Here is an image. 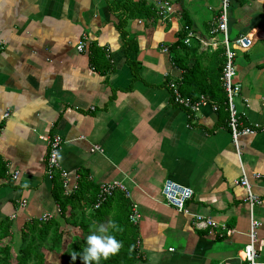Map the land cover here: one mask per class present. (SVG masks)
<instances>
[{"label":"crops","instance_id":"crops-1","mask_svg":"<svg viewBox=\"0 0 264 264\" xmlns=\"http://www.w3.org/2000/svg\"><path fill=\"white\" fill-rule=\"evenodd\" d=\"M114 1L0 0V219L8 216L20 227L47 213L63 223L52 194L59 177L45 175L48 140L56 136L59 166L83 198L94 188L96 198L105 182L126 187L128 194L117 190L111 197L123 194L129 210L134 204L140 213V258L133 264H245L240 256L250 215L261 223L254 247L264 259V0H231L229 10V37L251 39L249 47L234 49L239 122L254 129L237 138V148L223 105L189 112L172 102L168 88L185 70L173 65L171 44L184 25L191 41L210 40L220 0H169L174 12L163 21L137 12L132 3L138 0ZM122 15L138 45L135 78L115 27ZM79 40H86L81 52ZM242 175L259 197L252 207L235 183ZM166 179L192 189L184 211L164 203ZM93 209L83 212L90 229L105 227L109 217L94 220ZM196 214L232 232L195 229Z\"/></svg>","mask_w":264,"mask_h":264},{"label":"trees","instance_id":"trees-1","mask_svg":"<svg viewBox=\"0 0 264 264\" xmlns=\"http://www.w3.org/2000/svg\"><path fill=\"white\" fill-rule=\"evenodd\" d=\"M119 1L128 2L130 0H115L114 2ZM117 5L119 8L122 6L120 3ZM132 6L137 9V12H144L149 16L150 14L156 15L153 4H148L146 0L135 1ZM127 17L125 15L120 16L115 27L123 41L125 61L134 74L133 78H135L139 67L137 62L138 45L136 40L128 36L124 29ZM184 37L185 31L181 29V33L170 46L173 63L185 69L182 80L178 84L179 87L191 99H197L200 94L207 93L221 104L224 99L219 80L224 61L221 47L214 50L206 47L205 50L199 51V41L193 40L189 45H186L183 43ZM209 50L212 53H208ZM189 59L192 61L187 66L186 61ZM205 59L209 64H212L211 67L204 64L203 60ZM3 171V166L0 165V176L3 175ZM58 180L54 179L53 198L59 205V216L63 219V223L70 225V231L72 228L74 229V234L64 251L61 250L63 249V235L69 230L63 227V223L58 218L52 217L47 221L39 219L24 221L14 234L12 233L14 222L5 216L0 219V241L5 237H8V241L0 245V264H46L44 251L60 252L63 260L61 264H84L79 255L73 261L70 253L73 250L82 252L86 245L90 222L84 218L83 212L86 207L93 205L95 188L92 190L91 197L88 198H83L81 187H78L71 194L65 195ZM82 200L85 202L81 203ZM68 205L70 206V214L66 216L65 210ZM93 210L94 212L90 215L94 220L101 221L105 216L109 217L110 226L105 234H112L121 242L120 249L114 254H109L107 259L102 258L100 264H133L137 261L140 258L136 246L137 225L130 222L128 218L129 203L123 194L106 199L98 208ZM16 236L19 239L17 246L13 243Z\"/></svg>","mask_w":264,"mask_h":264},{"label":"built area","instance_id":"built-area-1","mask_svg":"<svg viewBox=\"0 0 264 264\" xmlns=\"http://www.w3.org/2000/svg\"><path fill=\"white\" fill-rule=\"evenodd\" d=\"M150 1L153 3L155 13L162 21L167 19L169 15L174 12V9L169 0ZM230 6L231 0H220L216 23L209 31L211 35L210 40L199 39L200 46L202 47H210L211 49H214L218 45L221 46L222 56L224 59L219 76L222 91L224 94L222 103L219 104L214 100H209L208 96H206L205 94H200L197 99H191L188 96H184L179 90L178 84L171 79L168 80V88L171 92L172 102L188 110L189 112H198L203 106H210L212 111H216L219 105H223V108L227 113L226 122L230 130L231 139L235 147L237 148V138L240 135L253 133L254 129L251 126H242V124L239 122V113L235 104V99L240 96L242 84L235 78L236 68L234 49L249 47L251 44V39L247 34H241L233 38L229 37L228 16ZM182 29L185 31L183 43L189 45L193 37V32L188 28L187 25H184ZM218 37H220V39ZM85 41L86 40H79L76 44V49L78 50V52H81L85 48ZM164 50L167 49L164 48ZM164 75L168 77V72H165ZM243 103L247 106L246 98H243ZM7 113L8 112H5L4 114L7 115ZM60 145L61 141L56 136L48 140V150L45 158V175L49 180H52L57 175L61 182L64 194L69 195L77 190V181L73 184H71L70 182L69 187L67 173L60 168L57 160ZM94 150H99V148L97 146H93L91 148V151ZM11 177L15 179L17 177V173L13 172ZM255 177H257V175ZM235 183L243 186L246 189V201L248 202L250 207L259 202V197L251 190V185L249 184L246 176L242 175L239 179L235 180ZM117 190L124 191L126 194H128L126 187L116 180L100 184L95 201L93 203V208H98L103 201L111 197ZM192 193L193 192L191 188L181 185L170 179L164 180L160 189V194L164 203L173 207L177 211L185 210V204L187 200L191 198ZM19 205L24 206V200L19 201ZM51 217V214L46 213L40 216L38 219L47 221ZM128 218L133 224L137 223L138 219L140 218V213L138 212L136 205H132ZM191 225L195 229H209V232L215 231L217 234L232 232L230 229L226 228L224 223L218 222L217 220H214L208 216H202L198 214L193 216ZM260 225L261 223L257 219H254L252 215H250L249 229L247 232L248 242L241 250L240 256V259L245 264H264V259L260 258L254 247V243L256 240V230Z\"/></svg>","mask_w":264,"mask_h":264},{"label":"clouds","instance_id":"clouds-1","mask_svg":"<svg viewBox=\"0 0 264 264\" xmlns=\"http://www.w3.org/2000/svg\"><path fill=\"white\" fill-rule=\"evenodd\" d=\"M99 233V234H98ZM106 229L100 225L96 232L90 233L86 237V245L82 252L73 250L70 255L74 261L79 255L84 264H100L102 258L107 259L109 254L116 253L120 247L121 242L112 234H105Z\"/></svg>","mask_w":264,"mask_h":264},{"label":"rangeland","instance_id":"rangeland-1","mask_svg":"<svg viewBox=\"0 0 264 264\" xmlns=\"http://www.w3.org/2000/svg\"><path fill=\"white\" fill-rule=\"evenodd\" d=\"M231 7V6H230ZM220 39V37H218ZM111 198V197H109ZM103 225V224H102ZM109 219H108V223L107 225H105V229L107 230L108 227H109ZM99 227V226H98ZM98 227H95V228H92V229H89V231L87 232V236L92 233V232H96ZM19 227H13L12 229V233L15 234V230H17ZM71 228V227H70ZM69 230V229H68ZM74 234V229L72 228L71 231L69 230V232H65L64 235H63V244H62V248L61 249L62 251H64L65 247L67 246V244L70 242V238L72 237V235ZM99 234V233H98ZM8 241V237H5L3 239H1L0 241V245H3L4 243H6ZM13 243L17 246V244L19 243V239H18V236H16L14 238V241ZM61 251V252H62ZM44 259H45V263L46 264H61V262L63 261L62 258H61V253L59 252H55V251H52V252H47V251H44Z\"/></svg>","mask_w":264,"mask_h":264}]
</instances>
